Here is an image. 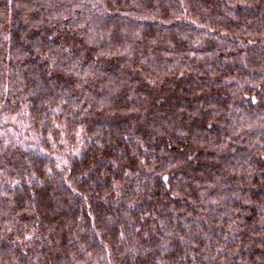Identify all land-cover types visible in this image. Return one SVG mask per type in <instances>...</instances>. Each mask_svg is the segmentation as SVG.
I'll return each instance as SVG.
<instances>
[{
  "label": "trees",
  "instance_id": "obj_1",
  "mask_svg": "<svg viewBox=\"0 0 264 264\" xmlns=\"http://www.w3.org/2000/svg\"><path fill=\"white\" fill-rule=\"evenodd\" d=\"M0 264H264V0H0Z\"/></svg>",
  "mask_w": 264,
  "mask_h": 264
}]
</instances>
